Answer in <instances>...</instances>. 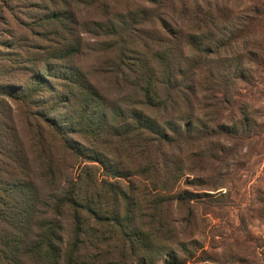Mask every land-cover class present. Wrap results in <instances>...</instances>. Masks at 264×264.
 Masks as SVG:
<instances>
[{"label": "rangeland", "instance_id": "obj_1", "mask_svg": "<svg viewBox=\"0 0 264 264\" xmlns=\"http://www.w3.org/2000/svg\"><path fill=\"white\" fill-rule=\"evenodd\" d=\"M67 3L0 0V69L7 65L6 60L12 57L10 54L17 52L18 42H22L30 57L35 56L37 60L29 63L26 59L12 75L9 82L14 85L11 89L14 93H0V119L6 122L10 138L19 145L17 148L29 159V172L38 179L42 171L49 169L47 162L52 160L56 161L54 167L65 169L66 176L75 177L83 164L73 157L74 152L71 156L60 140L54 138L51 128L46 127L44 116L50 111L36 104L40 95L34 91L28 99L18 89L24 90L27 84L30 87L33 80L45 87V91H38L40 94L55 93L53 86L62 96L79 95L83 93L81 89L90 88L107 99L106 106L119 103L123 112L131 114L133 108H138L134 102L140 95L122 77L123 72L127 73L124 66L129 59H125V64L119 60L116 38L101 36L98 30L100 14L138 13L139 19L147 21L144 36L154 40L144 39L150 44L151 52L155 50V43L166 36L161 28L164 21L172 30L163 40H172L173 46L178 42L183 60L179 68L191 64L199 69L191 71L193 86L187 92L194 115L202 122H209L216 131L215 138L220 139L224 148L222 155L212 159L209 156L212 146L193 137L195 144H181L170 150V157L184 166V178L175 191H171L176 195L167 213L170 228L184 242L182 250L178 248L179 255L186 258L185 264H264V0H163L162 3L67 0ZM197 11L200 18L204 17L203 13H210L214 21L219 20L222 24L219 26L224 27L221 33H213L214 41L207 43L208 53L197 51L195 45L178 38L179 34L194 33L192 19ZM55 14L65 26L59 21L58 25L51 23L49 17ZM56 31H59L58 36L53 35ZM157 43L158 50L165 48L166 43ZM58 51L64 54L63 60L48 58L49 53ZM232 59L239 62L242 78L234 83L228 81L225 89L220 76L223 71L231 73L235 68L230 65ZM46 64L52 68L51 73L43 71L42 66ZM72 73L77 75L76 80ZM2 78L0 76V84ZM70 89H74L73 93L68 91ZM52 104L47 110L54 108L51 118L60 133L66 123L70 124L74 114L68 104L57 107ZM107 113L110 117L114 115L112 109ZM246 130H249L248 137ZM229 137L235 140L227 141ZM70 138L76 140L75 136ZM95 142L98 146V141ZM43 147L51 149L52 155L42 154ZM5 160L0 153V161ZM119 161L126 167L134 163L127 153L122 154ZM206 179L211 185L209 188L191 185ZM184 190L187 193L182 195L186 198L198 194V201H182L178 192ZM60 215L65 246L70 249L75 228L73 211L64 208ZM81 215L90 224V236L97 235L103 223L94 214L81 212ZM99 249L89 250L96 264L120 262L105 247Z\"/></svg>", "mask_w": 264, "mask_h": 264}, {"label": "trees", "instance_id": "obj_2", "mask_svg": "<svg viewBox=\"0 0 264 264\" xmlns=\"http://www.w3.org/2000/svg\"><path fill=\"white\" fill-rule=\"evenodd\" d=\"M58 1L62 5L68 4L67 0ZM118 13L100 14L98 30L101 36L117 39L121 62L125 64V59H129L124 66L127 73L123 72L122 77L140 95V99L134 102L138 108H133L131 114L123 112L119 103L111 108L106 106L107 99L90 88L81 89L83 93L79 95L62 96L53 86L55 93L40 94L38 91H45V87L33 80L30 87L25 84L24 90L18 89L28 99L34 91L40 95L36 104L46 107V112L50 111L44 114L46 127L51 128L54 138L60 140L71 156L78 155L73 157L83 164L75 177L66 176L65 169L54 167L56 161L49 160V169L35 179L29 172V159L17 148L19 145L10 138L6 122L0 119V153L7 159L0 161V264H96L89 250L102 247L120 259L118 264H185L186 258L178 252L184 242L170 228L167 217L176 195L171 191H175L184 178V166L170 157V150L181 144H193V137L212 146L209 154L212 159L222 155L224 148L220 139L215 138L216 131L209 122H202L194 115L187 92L193 86L191 71L198 68L191 67V64L179 68L183 60L178 52V42L173 46L172 40H163L172 30L170 25L162 22V32L166 36L157 41L166 43L165 48L158 50L156 42L155 50L151 52L150 44L144 40L150 39L144 36L147 21L139 19L138 13ZM57 14L49 17L51 23L58 25L59 21L65 26ZM203 16L200 18L197 11L192 19L194 33L179 34L178 38L188 45H195L197 51L208 53L207 43L214 41L213 33H221L224 27L219 26L222 24L219 20L214 21L210 13H203ZM204 27L206 31L203 32ZM58 32L53 35L58 36ZM10 36L14 37V34ZM23 45L22 42L15 45L17 52L10 54L12 57L6 60L7 65L0 69L3 77L0 93H14L11 90L14 85L9 82L12 75L26 59L29 63L37 61L35 56L30 57ZM48 58L61 61L64 54L59 51L49 53ZM232 61L230 65L235 68L230 70L231 73L223 71L220 76L225 89L228 81L234 83L242 78L239 62ZM42 69L48 73L52 70L47 64ZM71 75L73 80L77 79L75 73ZM68 91L73 93L74 89ZM50 103L56 107L68 104L73 111L70 124L66 123L60 133L51 118L54 108L47 110ZM109 109L114 112L111 117L107 113ZM189 109L193 111L185 114ZM245 132L248 137L249 130ZM72 136L76 140L71 139ZM41 153L52 155L51 149L45 147L41 148ZM125 153L134 160L131 166L126 167L119 161ZM191 185L202 189L211 186L207 179ZM141 188L143 191L139 190ZM178 193L179 196L185 195L187 190ZM197 197L198 194H194L191 198L183 195L181 198L188 202L198 201ZM64 208L73 211L75 228L70 249L63 239L60 212ZM81 212L94 214L103 223L97 235L90 236V224L83 219ZM163 259L168 260L162 263Z\"/></svg>", "mask_w": 264, "mask_h": 264}]
</instances>
